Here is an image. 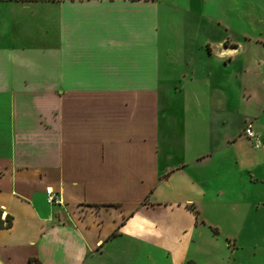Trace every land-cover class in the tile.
Segmentation results:
<instances>
[{"label":"crops","instance_id":"crops-1","mask_svg":"<svg viewBox=\"0 0 264 264\" xmlns=\"http://www.w3.org/2000/svg\"><path fill=\"white\" fill-rule=\"evenodd\" d=\"M202 201L264 212V0H0V264H199Z\"/></svg>","mask_w":264,"mask_h":264},{"label":"rangeland","instance_id":"rangeland-1","mask_svg":"<svg viewBox=\"0 0 264 264\" xmlns=\"http://www.w3.org/2000/svg\"><path fill=\"white\" fill-rule=\"evenodd\" d=\"M215 39V38H213ZM214 41V40H213ZM193 63L187 67L184 83L180 88L162 95V101L158 104V111L169 113L170 117L178 114L180 128H184L185 137L178 142L177 146L171 145V160L190 159L197 151V84L189 81V69ZM182 85V86H181ZM243 104H241L242 108ZM175 116V115H174ZM241 116L235 115L229 122L227 128L235 131L242 123ZM220 128V127H219ZM221 129H218V133ZM236 181H239L240 174L234 173ZM208 184L210 180L208 179ZM236 193H226L223 198L233 200ZM178 212H173L171 217H181ZM194 214V212H193ZM243 212H234L223 218L220 209L212 207L210 202L202 201L197 212V249L190 248V252L197 250L199 264H264V212L251 209L248 212V223L240 228V220L244 217ZM224 221H223V219ZM229 219V221H228ZM218 221L217 223H215ZM261 223V224H260Z\"/></svg>","mask_w":264,"mask_h":264},{"label":"built area","instance_id":"built-area-1","mask_svg":"<svg viewBox=\"0 0 264 264\" xmlns=\"http://www.w3.org/2000/svg\"><path fill=\"white\" fill-rule=\"evenodd\" d=\"M242 131L247 137L254 138V139L256 138V136H255V134L251 128L250 122L245 123ZM44 192H45V199L48 203H50V204L61 203V198H60L58 192L55 191L51 186H46L44 188Z\"/></svg>","mask_w":264,"mask_h":264},{"label":"trees","instance_id":"trees-1","mask_svg":"<svg viewBox=\"0 0 264 264\" xmlns=\"http://www.w3.org/2000/svg\"><path fill=\"white\" fill-rule=\"evenodd\" d=\"M5 222L4 224H2V222L0 221V226L4 225V226H9L10 222L9 219L7 218V216H5ZM29 264H40L34 257H30L29 259ZM188 264H191L190 262Z\"/></svg>","mask_w":264,"mask_h":264}]
</instances>
